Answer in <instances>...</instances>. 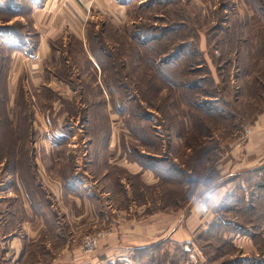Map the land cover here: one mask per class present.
Here are the masks:
<instances>
[{"label":"rangeland","instance_id":"rangeland-1","mask_svg":"<svg viewBox=\"0 0 264 264\" xmlns=\"http://www.w3.org/2000/svg\"><path fill=\"white\" fill-rule=\"evenodd\" d=\"M23 2L25 0H0V97L4 96V75L11 67V81L15 83L18 77L21 83V87L18 86L17 97L20 88L23 89L21 93L25 92L28 96L26 99L15 101L13 99L15 94L14 97L12 96L15 84H7L12 99L10 97L7 101L0 100V140L18 139L19 135H23L21 139H28L29 130L34 129L35 126L44 128L69 123L77 132L71 141L76 145L81 139L84 128L80 120L82 114L78 118L75 116L71 118L68 111L66 117L65 115L59 117L60 113H56L55 107H59L63 101L65 104L68 101L69 104L62 106V110L66 113L67 108H72L77 115L82 108L78 96L82 85L78 82L80 79L75 78L71 84L76 88L74 94L75 99L77 98L73 106L71 100L57 99L55 95L48 96L47 90L49 89L48 92L51 93L50 87L55 86L50 84L48 81L50 79H45V84H34L30 79L28 82L25 74L21 73L19 76L17 63H14V67L13 61L9 62L2 58L5 54L4 40L7 32L18 28L24 32L21 27L25 28L23 27L25 21L18 16ZM130 8L135 18L132 28L139 30L140 37L154 35L156 38L155 68L151 70L142 65V54L137 53L136 47H133V52L130 51L128 54L125 51L112 54L113 50H111V55L114 60L117 53L115 58L125 66L120 68L117 65L116 68L128 90L138 89L146 99L141 98L137 101H141L142 109L148 112L149 119L136 118L132 114L131 102L122 94L119 100L112 101L114 106L105 98L107 102L105 122L107 128L112 127L111 136L116 140L117 145L105 146L106 158L112 161L127 157L129 151L138 147L139 151L148 152L146 154L149 155L152 153L157 159L170 161L182 170L186 167L187 170H183L188 173L185 178L191 175L197 182L187 181L181 186L174 185L177 191L165 184H157L150 189L140 183L138 177L131 172H123V179H120L119 175L108 173L106 174L107 179H110L107 180L108 186L112 190L115 189L118 195L120 194L119 198H112L115 207L131 213L129 206L134 210L135 204L145 205L146 196H149L151 201L154 200V204L160 202L161 207L168 199L169 193H172L171 199L174 196L176 201L185 204V199H190L197 185L202 184L206 188L223 185L225 189L220 198L226 200L233 197V202L223 212L214 213L216 217L208 230L209 234L206 232L202 237L196 238L195 244L187 245L188 248L183 252L176 250L169 256L167 252H153L152 260L156 264H264V160L259 163L238 165V168L235 166L228 171H226V163L224 164L226 159H231L232 162V155L234 158L244 155L241 145L243 137L247 135L248 130L245 129L253 122L258 112L264 109V68H262L264 67V31L262 30L264 0H132ZM18 38L20 39L18 36L15 37ZM104 38L113 40L111 36ZM77 54L68 52L66 47L62 56L67 57L71 65L70 55ZM167 54H172L174 58H171L165 67H160L159 60ZM80 58L78 62L73 61L75 65L73 69L81 70L84 57ZM56 62V66L61 65L58 70L67 69L61 61ZM158 66L160 69H157ZM163 72L164 76H162ZM83 73L84 71L81 74ZM186 83L193 88L186 86ZM108 87L112 91L115 88L112 84ZM38 90H41V95L36 100L30 95ZM131 90L128 93H131ZM188 97L189 100L196 98L202 106L191 107L190 104H186L185 100ZM16 109L22 114L15 115ZM9 111L14 115V119L20 118L17 123L9 124V121L11 122ZM216 111L221 114H216ZM95 112L93 111L94 114ZM83 113L86 114L85 111ZM191 120L197 122L199 129L187 126ZM100 122L102 123V120ZM168 124L170 128L167 127ZM149 125L155 128L154 143L147 141L151 134ZM168 131L172 139L171 145L167 143ZM117 140L123 144H119ZM1 143L2 141L0 142V222L3 219L7 221L8 217L11 225L9 228L13 234L17 232L15 222L20 217L22 203L19 201L18 189L10 185L12 166L10 167L7 161L16 157L21 149L4 148L1 147ZM81 145L76 148V155L80 157L77 158L78 162L84 167L86 162L79 147ZM190 145L196 148V154L190 153ZM40 151L41 158L46 164L47 174L51 180L60 182L61 171H70L74 160L67 163L63 149L57 160L52 159L46 148ZM21 155L24 156V149ZM198 157L202 160L198 162L197 167L190 169L189 166L197 161ZM183 164L185 167L182 166ZM15 167L18 168V165ZM100 168L101 165H96L94 170L89 169V173L97 175L103 170ZM26 170V180H33L31 178L33 173H29L34 170L30 166H26ZM78 170L82 172L83 169L78 168ZM120 180L127 185L130 198H127L126 192L123 193V186L118 185ZM29 182L32 183L29 185L31 189L26 187L25 191L31 197L30 203L32 205L45 203L40 187H36L34 181ZM129 182H134L135 187ZM58 199L61 200V197L59 196ZM149 206L154 205L149 203ZM55 212L58 220H61L60 211L56 209ZM46 213L50 223L53 215L48 210ZM88 228L75 229V239L73 238L85 257L91 256L100 239L110 234L109 229L101 226ZM97 233L100 234L89 251L80 248L81 241L86 239L87 234L97 235ZM45 239L54 240L48 236ZM29 245L25 248V250L31 248L27 252V263L35 264L34 256L38 252H43V248L35 243ZM185 252L187 258L186 256L183 258Z\"/></svg>","mask_w":264,"mask_h":264},{"label":"crops","instance_id":"crops-1","mask_svg":"<svg viewBox=\"0 0 264 264\" xmlns=\"http://www.w3.org/2000/svg\"><path fill=\"white\" fill-rule=\"evenodd\" d=\"M131 3L132 0H27L23 2L18 16L25 21L23 33L26 41L21 48H9L3 57L9 62L13 61L14 67L17 63L19 76L21 73L25 74L27 81L30 79L34 84H45L44 80L50 79L48 80L50 84L55 86L50 87L51 93L48 92L49 89L47 90L48 96L55 95L57 99L71 100L73 106L77 98L75 99L74 94L76 88L71 84L75 78L80 79L78 82L82 85H80L81 90L78 96L81 99L80 107L82 108L77 115L69 108L66 113L62 110V106L69 104L68 101L66 104L64 101L61 102V105L55 109L56 113H60L59 117L64 115L66 117L68 111L71 118L74 116L78 118L82 114L80 120L84 128L81 139L76 145L71 141L77 132L69 123L44 128L35 126L34 129L29 130L28 139H21L23 135H19L20 139L3 140V147L20 148L21 151L24 149V156L20 151L19 154L16 152V157L11 158L10 161L6 160L9 166L19 165V171H12L10 185L18 189L22 207L19 212L20 217L15 222L17 232L11 234L8 217L7 221L3 219L0 222V264H28L27 252L31 248L29 250L25 248L32 243L39 244L43 248V252H38L34 256L35 264H156L152 260L153 252H167V256L176 250L183 252L188 246L195 244L197 233L208 226L212 217L207 214L200 217L197 211L198 206L213 194L220 198L225 189L223 185L206 188L198 183L190 199H185V204L175 200L172 203H164L160 207V202L157 201L154 204V200L151 201L149 196H146L145 205L135 204L134 210L129 206L131 213L115 207L112 201V198H119L120 194L118 195L115 189L112 190L108 186L107 180H110L106 176L108 173L119 175L120 179H123V172H131L138 177L140 183L150 189L154 185L163 184L164 178L161 175H167L164 167L161 166L160 169V165L144 166L136 161L128 160L127 157L112 161L107 159L105 146L109 147L112 127L107 128L106 124H102V127H92L89 124L93 116H96L95 120L98 121L102 117L106 120V99L112 106H114L112 101L120 99L118 88L115 87L112 91L108 87L110 84L115 86L116 81L107 76L97 56L105 49L115 52L126 47L125 52L128 54V49L129 52H133V47H137L138 44L132 33L136 34L139 30L132 28L135 18L131 12ZM104 36H111L113 40H107ZM65 41H67L66 44ZM66 47L68 52L78 53L76 56L70 55L71 65L67 57L62 56ZM79 56L84 57L83 65L80 66L81 70L73 69L75 67L73 61L78 62ZM56 61H61L67 69L58 70L61 65L58 63L56 66ZM11 69L4 75L3 99L6 101L10 97L12 99L13 94H15V97L13 96L15 101L28 98L25 92V95L21 93L23 90L21 88L17 97L18 86L21 87V83L18 77L15 83L11 81ZM82 71H84L83 75H86L83 76ZM7 84H15L12 96ZM40 92L41 90H38L30 96L37 100L41 95ZM90 100L97 102V108L92 109L88 106L86 101ZM93 111H97V114ZM14 114L22 113L16 109ZM10 116L13 124L20 120V118L14 119L12 112ZM245 130H248L247 135L243 137L241 145L244 155L237 158L232 155V162L231 159H226L224 162L226 171L235 166L238 168V165L259 163L264 160V109L258 112ZM117 142L123 144L119 140ZM79 144H82L79 147L85 156L84 167L81 162H78L77 158L80 157L76 155ZM45 148L53 160H57L61 149L67 163L74 160L70 171H61L60 182L51 180L46 172V164L41 158L40 151ZM96 165H101L103 169L101 173L97 175L89 173ZM26 166L34 170L30 172V174L33 173L31 178L36 187L42 190L45 203L36 205L30 203L31 197L26 193V185L23 182L27 174ZM24 167L25 170H23ZM78 168H82V172ZM134 182H129L132 187H135L136 182ZM118 185L123 186V193L126 192L127 198H130L127 185L122 180L118 181ZM59 196L61 200L58 199ZM149 203L156 207L149 206ZM56 209L62 215L61 220L56 217ZM47 210L53 215L50 223L46 216ZM137 213L141 215H136ZM97 226L109 229L110 234L100 239L91 256L85 257L74 240L75 229L84 228L85 230L86 227L91 229ZM47 236L54 240H46ZM185 256L187 258L186 252L183 258Z\"/></svg>","mask_w":264,"mask_h":264},{"label":"trees","instance_id":"trees-1","mask_svg":"<svg viewBox=\"0 0 264 264\" xmlns=\"http://www.w3.org/2000/svg\"><path fill=\"white\" fill-rule=\"evenodd\" d=\"M25 1H27V0H25ZM21 29H23V28L21 27ZM262 30L264 31V29H262ZM139 34H140V32L138 31L136 34L133 35V38L138 44L137 47H136L137 50H138L137 53L142 54L141 63H142L143 66L147 67L148 69H151V70L153 69L154 70V68H155L154 67V60H155V51L154 50L156 48L154 41H156L155 40L156 38H155L154 35L153 36H147V37H144V36L140 37ZM5 36H6V40H4L5 41L4 43L6 44L4 46V49H5L4 52L5 53L8 51L9 48H21V47H23L24 46V42L26 41V37H25L24 33L19 28L15 29L13 31H8ZM16 36L20 37V39L19 38L15 39ZM159 38L160 37H158V39ZM139 44H142V45H139ZM126 49L127 48L125 47V50ZM121 50H123V49H120L119 51H115V52L120 54L122 52ZM111 52L112 51H110L108 49L107 50L106 49L102 50L97 56L98 62L101 64L102 69L105 70L107 72V74H109L107 76L109 78H112L114 81H116L114 85H115L116 88H118L120 94L124 95L125 98L127 99V101L131 102L132 109H133L132 114L135 115L136 118L144 117L146 119H149L148 112H146V111L144 112L143 109H142V105L140 104L141 101H139V102L137 101V100H140L141 98L142 99H145V98L143 97L142 93L138 91V89H135V90L132 89L131 90V88H130L131 93H128V91H130V90H128V88L126 87V85H125L126 83L122 82V80H121V78L119 76L120 72L116 68L117 65H119V67L121 68L122 63L118 62V58L117 59L115 58L117 56V53H116V55L114 57V60H113ZM115 52H113L112 54H114ZM128 53H129V49H128ZM2 58H4V57H2ZM171 58H174L173 55L172 54H167L165 57L163 56V58H161L159 60L158 64L161 65L160 67H165V65L169 64V61H170ZM117 63H119V64H117ZM122 67L124 68L125 66H122ZM160 67L157 68V69H160ZM262 68H264V67H262ZM162 76H164V72H163ZM186 86H188V87L190 86L191 88H193V86H191L190 84H187V83H186ZM135 92H137V93H135ZM203 93H206V92H203ZM0 95H1V93H0ZM189 99H190V97L186 98L185 101H186V104H190L191 107H193V106L201 107L202 106V104L200 102L196 101V98L191 99V100H189ZM0 100L4 101L3 97H0ZM86 102H87L88 106H91L92 109L93 108H97V106H98V104H97V102L95 100H90V101H86ZM69 109L71 111H73L72 108H69ZM209 112H211V111H209ZM95 113L97 114V111ZM215 113L218 114V115L221 114L220 112H217V111ZM95 117L96 116H93L90 119V121H89L90 126H92V127L101 126L102 127V124L103 125L106 124V122H105L106 120H105L104 117L101 118L102 123L100 122V120L99 121L95 120ZM10 123L11 122L9 121V124ZM187 126H191L192 128H194L196 130L199 129L196 121L193 122L191 120L190 123ZM148 127H150L149 129H150L151 134H150V139L147 140V141L148 142L150 141L149 143H151V142L154 141V137L156 136V132H155V128H153L151 125H149ZM167 127L170 128V125L168 124ZM167 135H168L167 143H168V145H171L172 139L170 138V132L169 131H168ZM6 140L9 141V139H6ZM1 141H2L1 147H3L2 145H3L4 142H3V140H0V142ZM4 148H9V147H4ZM10 148H12V147H10ZM190 148H191V152L190 153H195V154L197 153L195 151V149H196L195 147L193 148L190 145ZM201 155H203V154L201 153ZM190 157H191V155L189 154V158ZM127 158H128V160L136 161L137 163L142 164L144 166H146V165H160L159 166L160 169H161V166L164 167V170L167 173V175L166 176L161 175L162 178H164V180H163L164 182L162 181V183L165 184L166 186H172L173 189H174V185L175 186H181L183 183H187V181L189 183H196L197 182V181H195L196 178H194L191 175L187 179L185 178V176L188 175V173L187 172L186 173L183 172V170L186 169L184 164L182 166H184L185 169L183 168V170H182V169H180L178 167H175L174 163H172L170 161L163 160V159L160 160V159H157L155 156L142 153L141 151H139L138 147H134L133 151H129L127 153ZM201 160L202 159L200 157H198L197 161L192 162L191 165L189 166V168L191 169L193 167H197L196 165ZM211 164H212V162H211ZM16 165H18V164L10 165V167L12 166V171H16V170L19 171V165H18V168L15 167ZM23 170H25V167L23 168ZM22 175L24 176V174H22ZM26 179H27V175H26L25 180L23 182L25 183L26 187L29 189L30 188L29 185L32 184L29 181H33V180L30 179L29 181H27ZM197 179H199V178H197ZM167 184H170V185H167ZM177 190L174 189V191H177ZM171 194L172 193L168 194L169 197H168V199L166 201H164L165 203L175 202L176 198L173 196L172 199H171L170 198ZM213 220H214V218H211L208 226L205 229H203V230H201L200 232L197 233V235L195 236V240H196V238L202 237V235H204L206 232L209 234L208 230H209L211 224L213 223Z\"/></svg>","mask_w":264,"mask_h":264},{"label":"clouds","instance_id":"clouds-1","mask_svg":"<svg viewBox=\"0 0 264 264\" xmlns=\"http://www.w3.org/2000/svg\"><path fill=\"white\" fill-rule=\"evenodd\" d=\"M233 202V197L231 199L222 200L215 194L211 195L207 200L203 201L198 206V213L201 216L207 214L208 216L215 218L214 213L223 212V210Z\"/></svg>","mask_w":264,"mask_h":264},{"label":"built area","instance_id":"built-area-1","mask_svg":"<svg viewBox=\"0 0 264 264\" xmlns=\"http://www.w3.org/2000/svg\"><path fill=\"white\" fill-rule=\"evenodd\" d=\"M109 146L114 145L116 146V140L112 139V136H110ZM100 233L96 234H87L86 239L81 241L80 248H82L84 251H89L95 244V240L97 239V236Z\"/></svg>","mask_w":264,"mask_h":264}]
</instances>
